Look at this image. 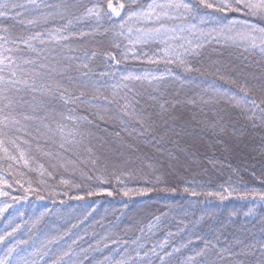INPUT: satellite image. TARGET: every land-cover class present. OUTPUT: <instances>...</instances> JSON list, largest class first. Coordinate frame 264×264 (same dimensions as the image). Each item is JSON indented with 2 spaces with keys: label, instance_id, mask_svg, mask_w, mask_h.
Listing matches in <instances>:
<instances>
[{
  "label": "snow or ice",
  "instance_id": "obj_1",
  "mask_svg": "<svg viewBox=\"0 0 264 264\" xmlns=\"http://www.w3.org/2000/svg\"><path fill=\"white\" fill-rule=\"evenodd\" d=\"M237 13L242 18H229ZM82 23L93 27L87 32L77 30ZM89 36L93 39L90 48L76 43ZM97 36L107 38L106 42L96 40ZM212 45L242 49L253 56L258 53L254 63L259 72L245 74L222 60L206 57ZM149 47L151 52L145 50ZM129 59L157 68L139 73L121 68ZM176 69L185 76L178 75ZM168 80L181 87L166 92L162 86ZM208 107L211 120L206 115L201 118ZM186 112L191 113L195 126L185 119ZM240 120L245 123L237 130L235 124ZM230 124L233 135L238 131L242 135L249 127L264 130V0H150L147 4L143 0H63L56 4L0 0V162H8L7 169L0 163V173L7 171L24 192L22 197H12L13 201L27 199L29 194L38 200H54L59 193L45 178L54 180L57 173H69L83 181L62 175L59 184L69 199L102 193L128 197L182 191L193 198H214L221 205L233 196L264 204V187L240 190L226 182L218 190L204 191L197 189L195 181H184L182 189L159 187L164 183L162 169L173 174L185 161L194 160L196 153L189 149L199 137L196 126L219 137L228 133ZM114 128L119 131H110ZM185 136L192 142L182 145ZM261 142L264 144V135ZM141 145L159 156L146 155ZM178 153L183 154V160ZM37 154L47 160V166L37 163ZM21 162L38 173L37 186L14 169ZM256 178L264 185V168ZM133 180L143 181L145 186L129 188L127 183ZM11 187L0 174V197H10L5 189ZM73 190L83 194L69 195ZM10 207L7 199L3 201L0 215ZM45 215L47 210L32 221L28 239L15 238L19 224L7 225L10 231L0 234V243L8 238L14 242L0 255V264H47L50 246L58 244L70 229L37 246L31 242L32 230ZM242 215L255 218L256 212L249 207ZM240 216V209L228 211L223 220L216 210L198 217L185 212L184 227L179 231H189L203 247H193V255L178 261L175 254L191 246L193 239L167 251L166 238L144 251L141 237L128 241L105 235L80 252L88 259L90 251H101V246L107 249L104 241H110L116 246L112 250L115 255L110 253L93 264H156L157 260L159 264H264V240L244 244L235 239L236 245H242L239 251H233L227 241L221 244L223 232ZM154 220L158 223L161 216ZM257 223L264 232V215ZM154 227L156 224L149 223V232ZM82 239L78 236L66 251L60 250L51 264H83L72 259L73 245Z\"/></svg>",
  "mask_w": 264,
  "mask_h": 264
},
{
  "label": "trees",
  "instance_id": "obj_2",
  "mask_svg": "<svg viewBox=\"0 0 264 264\" xmlns=\"http://www.w3.org/2000/svg\"><path fill=\"white\" fill-rule=\"evenodd\" d=\"M23 2V0H21ZM46 3L56 4L61 3L63 0H45ZM73 2V0H69ZM87 3L88 0H82ZM145 4L150 0H143ZM235 16L242 18L240 14H231L229 18ZM93 25L88 23H82L77 26V30H83L87 32ZM104 27H108V23L105 22ZM96 40L107 38L97 36ZM77 44L85 47H91L93 44L92 37H85L76 41ZM126 43V41L124 42ZM215 49V51H213ZM151 52L152 47L145 49ZM79 54V53H78ZM206 57L216 60H222L230 66H234L237 70L243 71L245 74L250 72H259V68L255 65L254 61L258 59L259 54L255 56L250 53L244 52L242 49H225L219 45L210 46L206 53ZM247 57V60H245ZM127 67L129 71L143 72L146 68L156 69V65H147L141 61L129 59L122 65L121 68ZM163 71V65L159 66ZM102 70V69H100ZM178 75L184 77L185 74L179 70H175ZM235 74V73H233ZM204 79V77H199ZM212 79V77H207ZM223 83V82H218ZM181 86L178 82L168 80L162 88L168 93H172L179 89ZM187 90L188 86H184ZM189 95L192 92L189 91ZM227 107V106H225ZM192 111L199 112V109H192ZM207 116L209 120L212 119V109L208 107L205 109V113L201 114ZM185 119L189 124L195 126V121L191 120V113H185ZM235 120V114H234ZM244 121L240 120L235 124L237 130L243 125ZM103 127V125L101 126ZM191 131V128L188 129ZM110 131H119V128L110 129ZM196 131L199 132V137L195 140V147L190 148V151L196 153L194 160H187L184 162V167L179 168L178 172L169 174L168 170L162 169L164 173V183L159 187H178L182 189L185 185L184 181H195V186L198 190L215 191L219 189L221 184L230 182L231 185L243 190L245 186L251 188L264 187L260 181L256 178L261 175L262 168H264V144L261 142V136L264 135V130H253L250 127L244 130L241 135L239 131L236 135L232 134L231 124L229 126L228 133L222 136L213 135L211 131H200V128L196 126ZM107 136V133H101ZM122 135L127 140L128 137L125 133ZM114 139V138H111ZM185 141L191 143L189 137L185 136L181 139L183 145ZM219 141V142H218ZM170 145H165L169 147ZM142 151L154 159L159 156L151 148H146L141 145ZM183 160V154L178 153ZM2 163L3 169H7L8 162ZM37 163H44L47 166V160L43 157H39L37 154ZM138 166V165H137ZM187 168V170H185ZM16 171L22 172L25 175V179L33 181V186L38 185L39 175L37 172L29 171L28 168L23 166V162L14 165ZM233 169L236 171L234 172ZM62 172V170H61ZM255 172L254 177L252 173ZM13 184V187L6 188L5 190L10 192V197H0V204L7 199L11 205L3 215H0V234H3L9 223L12 226L19 224L21 227L15 234L16 239H28L29 229L31 228L32 221L36 216H39L41 212L47 210V215L41 220L35 229H33L34 235L31 236V242H34L37 246L46 238L51 236L60 235L61 233L70 232L68 235L58 243L50 246V252L45 260L47 264H51V261L55 259L60 250H67L68 245L72 243L78 236L83 237L82 240H78L76 245H73L74 255L72 259L83 261V264H93L94 260H102L105 256L112 253L113 245L110 241H104L108 244V248L104 249L101 246V251H90L88 253V259H84V254L80 252L81 248L87 249L89 245H95L96 241L100 240L105 235L112 236L113 238L119 237L123 240L132 241L137 237H141V243L145 245L144 251L158 246V244L164 239H169V246L167 251H171L172 247H179L182 243H185L189 238L193 239L194 243L187 249H182L181 253H177L174 256V260L178 261L183 257L193 255V247H203L202 243L195 241V238L191 236L189 231L180 232L179 229L184 227L181 221L186 219L185 212L195 213L198 217L202 213L209 210H216L220 218L223 220L227 216V212L234 209H240L241 216L236 219L235 224H231L223 232L221 236V244L225 241L232 243L233 251H239L242 245H236L235 239L243 240L244 244H251L258 240H264V232L261 231L257 220L260 215H264V204L256 202H249L237 199L235 196L226 200L223 205L214 198L198 197L193 198L184 194L182 191L177 193L171 192H151L147 195H132L122 196L119 194L108 196L106 194H100L91 197H85L82 200L69 199L63 195L66 190L63 185L59 184V180L74 179L78 183L83 184L78 175L72 176L69 173H57L54 180L51 178H45L49 183L54 185L55 190L59 193L53 200L47 198L38 200L35 195L29 194L27 199H18L13 201L12 197L24 196L23 190L19 185L15 184L12 176L7 172L2 173ZM160 174V173H157ZM27 186V185H25ZM129 188L144 187V182L140 180H133L127 183ZM151 186V185H148ZM110 187V186H105ZM78 194L75 190L70 192L69 195L75 196ZM43 195L47 196V192H43ZM200 200L201 203L193 204L191 201ZM210 200V202H208ZM249 207H252L256 212L255 218H245L242 213L247 211ZM165 214V215H161ZM161 216V220L157 223L154 217ZM188 218H192L191 216ZM149 223L156 224L151 232L148 230ZM255 224L253 228L252 225ZM75 225V227H73ZM143 229V232L141 231ZM247 229L248 231H245ZM169 233H173L171 237ZM12 238H8L5 243H0V255H3L4 249L11 243ZM131 247V246H130ZM123 246H121V250ZM31 250V248H29ZM115 255L114 253H112ZM118 259L119 256L117 255ZM65 259H68L65 257ZM159 264V261H156Z\"/></svg>",
  "mask_w": 264,
  "mask_h": 264
}]
</instances>
